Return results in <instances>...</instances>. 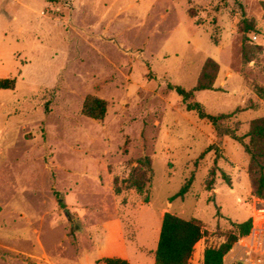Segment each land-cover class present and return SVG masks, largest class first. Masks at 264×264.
Listing matches in <instances>:
<instances>
[{
    "label": "rangeland",
    "instance_id": "obj_1",
    "mask_svg": "<svg viewBox=\"0 0 264 264\" xmlns=\"http://www.w3.org/2000/svg\"><path fill=\"white\" fill-rule=\"evenodd\" d=\"M263 21L264 0H0V79L15 80L0 89V264H155L166 212L200 221L189 264H203L254 224L264 200L245 145L264 117V49L245 22ZM209 58L213 88L190 102L229 115L218 130L176 91ZM88 96L103 120L83 114ZM146 161L140 195L127 179ZM240 257L235 244L224 264Z\"/></svg>",
    "mask_w": 264,
    "mask_h": 264
},
{
    "label": "trees",
    "instance_id": "obj_2",
    "mask_svg": "<svg viewBox=\"0 0 264 264\" xmlns=\"http://www.w3.org/2000/svg\"><path fill=\"white\" fill-rule=\"evenodd\" d=\"M245 26L250 45L263 50V47L252 44L249 36L255 33L264 37V21L259 26L251 22H245ZM218 72L219 65L215 60L209 58L193 90L187 91L181 87L176 88L177 93L187 103V110L195 111L201 119L210 121L217 130L220 129V121L230 116H212L206 114L199 103L190 102V100L193 99L196 91L211 90ZM14 85L15 80L0 79V89H12ZM106 110V101L95 96H88L83 104L82 112L88 118L103 120L106 115ZM224 134L231 136L235 140H241L233 131H227ZM247 137L249 138V142L245 145V148L251 157L250 173L254 193L258 198L264 200V117L250 122ZM150 173L149 162L146 161V166H140L131 172L127 179L128 187L135 189L138 194L144 195L147 191V185L151 180ZM192 182L193 179L188 180L181 190L171 199L183 198L188 193ZM212 183L213 180L207 182L208 189H211ZM252 228L253 220L250 218L244 223L237 225L238 234H229L226 240L218 247L205 248L203 264H224L226 255L232 250L239 239L250 235ZM203 236L204 232L199 220H186L166 212L162 218L158 245L155 251V264H189L194 255L196 245L201 241ZM100 262L102 264H129L127 260L120 258H105Z\"/></svg>",
    "mask_w": 264,
    "mask_h": 264
},
{
    "label": "built area",
    "instance_id": "obj_3",
    "mask_svg": "<svg viewBox=\"0 0 264 264\" xmlns=\"http://www.w3.org/2000/svg\"><path fill=\"white\" fill-rule=\"evenodd\" d=\"M249 37L252 44L264 48V37L255 33ZM236 246L241 255L238 264H264V212H258L250 235L239 239Z\"/></svg>",
    "mask_w": 264,
    "mask_h": 264
}]
</instances>
